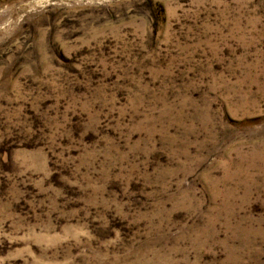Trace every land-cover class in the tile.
Here are the masks:
<instances>
[{"label":"rangeland","instance_id":"obj_1","mask_svg":"<svg viewBox=\"0 0 264 264\" xmlns=\"http://www.w3.org/2000/svg\"><path fill=\"white\" fill-rule=\"evenodd\" d=\"M0 264H264V0H0Z\"/></svg>","mask_w":264,"mask_h":264}]
</instances>
